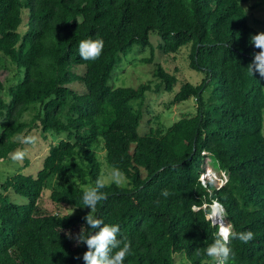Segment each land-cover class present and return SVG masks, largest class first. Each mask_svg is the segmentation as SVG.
<instances>
[{
	"label": "trees",
	"instance_id": "trees-1",
	"mask_svg": "<svg viewBox=\"0 0 264 264\" xmlns=\"http://www.w3.org/2000/svg\"><path fill=\"white\" fill-rule=\"evenodd\" d=\"M249 1L0 0V70L8 61L21 75L7 89L8 103L0 77V160L20 146L19 135L65 136L48 147L35 175L0 183V264H85L86 244L69 234L95 231L82 198L101 179L99 143L107 168L128 181L105 183L106 199L93 213L131 241L123 264H213L205 249L219 229L207 219L214 200L236 232L254 234L247 243L231 240L228 264H264V78L249 67L260 51L249 43L258 33L243 7ZM150 34L164 55L189 45V68L203 80L183 82L171 101L194 99L192 115L139 135L146 93H170L177 78L156 65L154 87L109 81L134 46L151 48ZM87 39L103 40L98 59L81 58ZM207 155L227 176L223 186L201 182ZM46 190L54 212L39 206ZM9 191L25 202H11Z\"/></svg>",
	"mask_w": 264,
	"mask_h": 264
},
{
	"label": "rangeland",
	"instance_id": "rangeland-1",
	"mask_svg": "<svg viewBox=\"0 0 264 264\" xmlns=\"http://www.w3.org/2000/svg\"><path fill=\"white\" fill-rule=\"evenodd\" d=\"M243 7L248 16L250 26L257 32H264V0H252L244 4ZM149 41L151 48L146 47L145 49H141L138 48V46H134L132 51L128 52L127 56L122 59L121 64L116 68L109 81V84L114 88H137L140 84L147 82H151V86L154 87V85L158 83V80L154 78L156 65H159L168 74L177 78V83L174 85L173 90L170 93L165 92L164 90H161L159 93H146V99L141 106L143 117L138 129L139 135L147 132L149 128H153L154 130H165L178 119L187 115H192L196 106L194 99L178 105H171V101L183 82L187 81L192 85H199L203 80V75L201 73L189 68V45L181 48L173 55H164L158 48L160 43L158 36L150 34ZM151 57V63L147 64L142 62L143 60ZM5 66L7 67L6 70H0V77L5 78L6 81L3 98L8 103L9 97L7 89L10 86L18 84L21 80V75H15L16 71L14 67L8 63V61H5ZM74 88L78 89V85H74ZM33 114V112L27 113L24 117V121L29 122ZM26 138H31V142H25L26 140L23 139V136L19 135L15 140L20 144V146L16 148L7 160H0V183L5 181L8 177L17 174L27 176L35 175L41 168L44 159L43 157L47 152L48 147L51 144H58V142L61 139H64L65 136L63 134L52 135L50 133L46 140L40 131H31ZM18 150L25 153L23 159L14 158V154ZM94 153L100 163L101 179L107 184L115 182L113 180V173L115 171L107 168L105 164V152L101 143L95 144ZM201 167L203 172L200 176V180L203 184L207 181L211 182L215 186H223L225 184L227 176L218 169L214 158L208 156L207 160H204ZM144 175L145 172L142 171V176ZM56 184L64 186L66 185V182L64 179H55L53 180V185ZM117 184L127 187L128 181L123 175H120L119 182ZM49 193V190L44 192L42 200L39 202V206L41 208H53L50 205ZM6 194L9 196L11 202L18 204H23L25 202L23 198L15 195L11 191ZM211 209L213 211L212 206ZM54 211L55 209L53 208L52 212ZM61 212V214H71L73 211L66 209ZM207 219H209L213 225H217V222L221 221L220 219L227 223L225 215L222 217L219 216V218L217 216L208 215ZM180 261L183 263L184 259H180ZM177 263L180 264L179 259Z\"/></svg>",
	"mask_w": 264,
	"mask_h": 264
},
{
	"label": "clouds",
	"instance_id": "clouds-1",
	"mask_svg": "<svg viewBox=\"0 0 264 264\" xmlns=\"http://www.w3.org/2000/svg\"><path fill=\"white\" fill-rule=\"evenodd\" d=\"M249 43L260 49L259 52L254 53V59L249 67L253 73L259 72L260 77L264 78V32L251 35ZM103 47L102 39L83 40L79 44V54L83 60H95L101 55ZM25 142H31V138H26ZM24 155L23 151L18 150L14 154V158L23 159ZM120 175L118 170L114 172L113 180L118 183ZM105 187L104 181L97 179L95 184L88 186L83 193V204L91 209L83 219L86 221L87 227L95 231L87 237L83 236L81 231L75 237L69 234V238L74 239L77 246L86 244L87 251L82 256L85 264H123L131 252V241L126 236L122 239L118 238L120 226L118 224H106L103 219L97 218L93 214L97 204L106 199V194L101 191ZM161 195L167 197L169 192L165 189ZM212 208L213 211L210 215L221 217L224 215V209L218 201H213ZM217 225L219 229L216 238L212 244L207 246L205 252L208 257L212 258L213 264H228L230 256L233 255L229 246L231 240L238 239L247 243L253 239L254 234L251 231L236 232L231 224H220L219 221ZM76 259H80V257L77 256Z\"/></svg>",
	"mask_w": 264,
	"mask_h": 264
},
{
	"label": "bare ground",
	"instance_id": "bare-ground-1",
	"mask_svg": "<svg viewBox=\"0 0 264 264\" xmlns=\"http://www.w3.org/2000/svg\"><path fill=\"white\" fill-rule=\"evenodd\" d=\"M217 217L219 218V216H217ZM220 220L222 221L221 223H223V222H224V223H226V222H225V221H223L222 219H220ZM226 224H227V223H226Z\"/></svg>",
	"mask_w": 264,
	"mask_h": 264
},
{
	"label": "water",
	"instance_id": "water-1",
	"mask_svg": "<svg viewBox=\"0 0 264 264\" xmlns=\"http://www.w3.org/2000/svg\"><path fill=\"white\" fill-rule=\"evenodd\" d=\"M219 223H221V221Z\"/></svg>",
	"mask_w": 264,
	"mask_h": 264
}]
</instances>
